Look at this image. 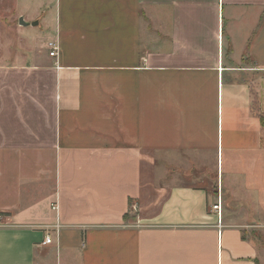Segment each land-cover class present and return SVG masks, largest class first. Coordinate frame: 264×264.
<instances>
[{
    "label": "crops",
    "instance_id": "obj_1",
    "mask_svg": "<svg viewBox=\"0 0 264 264\" xmlns=\"http://www.w3.org/2000/svg\"><path fill=\"white\" fill-rule=\"evenodd\" d=\"M25 2L0 264H264V0Z\"/></svg>",
    "mask_w": 264,
    "mask_h": 264
},
{
    "label": "rangeland",
    "instance_id": "obj_2",
    "mask_svg": "<svg viewBox=\"0 0 264 264\" xmlns=\"http://www.w3.org/2000/svg\"><path fill=\"white\" fill-rule=\"evenodd\" d=\"M34 1L36 2V0ZM20 2L21 6L19 7L15 4L16 0H0V58L4 53L7 52V49L10 50L9 52L11 53L12 51L14 52V49L17 47L29 48L36 44L27 41L26 38L20 36V34L17 32V18L19 16V8H24L25 4L28 3L25 2V0H20ZM29 7L32 9L30 13H34L36 9L31 5ZM35 35L36 37L33 36L31 39L38 41L40 36L37 32Z\"/></svg>",
    "mask_w": 264,
    "mask_h": 264
},
{
    "label": "built area",
    "instance_id": "obj_3",
    "mask_svg": "<svg viewBox=\"0 0 264 264\" xmlns=\"http://www.w3.org/2000/svg\"><path fill=\"white\" fill-rule=\"evenodd\" d=\"M48 49H49V56L50 57H57L58 56V51H59V46L57 42H49L48 43ZM51 209L54 211H57V206L56 204L51 205ZM212 209L214 210L215 214L219 219H221V197L218 196L216 199V203L212 206ZM2 224V217L0 215V225ZM58 228H56V231ZM44 244H49L50 243V238L48 236L45 237V240L43 242Z\"/></svg>",
    "mask_w": 264,
    "mask_h": 264
},
{
    "label": "water",
    "instance_id": "obj_4",
    "mask_svg": "<svg viewBox=\"0 0 264 264\" xmlns=\"http://www.w3.org/2000/svg\"><path fill=\"white\" fill-rule=\"evenodd\" d=\"M37 24H38V22L35 21V22L31 23V26H37ZM19 25H21V26H26L27 23H25V22L23 21V19L20 18V19H19Z\"/></svg>",
    "mask_w": 264,
    "mask_h": 264
},
{
    "label": "trees",
    "instance_id": "obj_5",
    "mask_svg": "<svg viewBox=\"0 0 264 264\" xmlns=\"http://www.w3.org/2000/svg\"><path fill=\"white\" fill-rule=\"evenodd\" d=\"M261 126L264 128V116H260Z\"/></svg>",
    "mask_w": 264,
    "mask_h": 264
}]
</instances>
